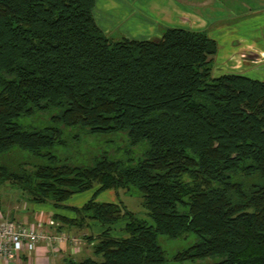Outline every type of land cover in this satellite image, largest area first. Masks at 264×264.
Wrapping results in <instances>:
<instances>
[{"label":"trees","instance_id":"16d2710c","mask_svg":"<svg viewBox=\"0 0 264 264\" xmlns=\"http://www.w3.org/2000/svg\"><path fill=\"white\" fill-rule=\"evenodd\" d=\"M94 3L0 0V183L71 211H51L57 229L99 224L91 240L98 258L66 256V264H168L157 234L189 232L194 240L173 259L264 264V80L235 71L210 77L217 41L205 28L165 25L154 39L113 38L95 22ZM50 109L38 127L16 120ZM75 126L124 131L126 155L60 161L51 148ZM12 148L43 160L27 169L2 157ZM130 186L152 223L95 199ZM90 188L80 205L62 203Z\"/></svg>","mask_w":264,"mask_h":264},{"label":"rangeland","instance_id":"374dc122","mask_svg":"<svg viewBox=\"0 0 264 264\" xmlns=\"http://www.w3.org/2000/svg\"><path fill=\"white\" fill-rule=\"evenodd\" d=\"M130 3H135L136 0H127ZM242 0H234L233 4L231 3V7H233L235 10L234 12H241V8L243 6H240ZM229 2V1H227ZM221 1L220 9L222 11H225L229 3ZM246 2H249V0H246ZM225 4V5H224ZM219 17L217 21H214V26L220 25L221 23H228L225 25V27H228L229 29L232 28V26L235 28L233 29V33L230 31H227L226 35L227 37H230V42H234V37L232 35H235L236 30L242 29L243 25H240V22H245L247 19H243L242 17L239 19L237 16L234 17H225V15L220 11ZM225 9V10H224ZM201 12L203 9H200ZM243 10V9H242ZM119 12V11H118ZM117 12V13H118ZM116 13V10L114 11ZM264 14L263 12H261ZM107 25H111L112 22L106 21ZM114 22V21H113ZM129 19H125L124 22L121 23L120 29H123L122 27H125L128 25ZM127 23V24H126ZM184 24V22H182ZM197 23V21H196ZM119 27V25H116ZM164 23H157L156 27L158 29V32L154 33H144V35L135 34V37L138 38H157L161 30L164 28ZM115 30H118L115 28ZM240 31V30H239ZM214 34V33H213ZM113 38H117L115 35L112 36ZM220 38V37H219ZM221 39V38H220ZM219 41V50L216 51L214 55H211V69H210V77H214L218 74L228 72V71H235L239 72L251 77H256L261 80H264V52L262 55L253 56L249 55L252 54V52L249 51H241L239 50L240 47H243L244 45H237L233 48L225 47L226 43L225 39H221ZM249 43L250 40L244 41V43ZM252 43V42H251ZM54 109H50L47 111H35L34 113L30 115H20L16 118V120L25 127H38L43 125L47 122L48 114L52 112ZM78 131L77 138L73 136V133ZM65 138H64V144H55L51 148V151L58 157L60 161H66L72 164H79V165H85L89 164L92 157L104 153L110 157H124L126 154L124 153V149L128 146V140L126 133L124 131L119 130H113V131H107V132H98V133H85L82 130H77V127H72L71 129L65 130ZM143 149V144H135L134 146L130 147V153L133 155H138L141 153ZM2 157L7 158L9 160H12L14 162L18 161H24L25 167L27 169L31 168L33 164L41 162L43 159L38 158L36 156L31 155L25 150H16L11 149L9 152H6L2 154ZM4 192H7V194L11 195V198L17 197L19 199L20 204H22L23 207H25L26 200L23 199V197H20L23 192H21V189L16 186L14 183H10L9 181H4L0 183V193L5 194ZM16 194V195H15ZM92 194V188L81 191V192H74L71 195H69L66 199L62 201L64 204H74V205H80L83 201H85L87 198H89ZM96 200L100 201H114L121 203L126 209L132 211L137 217L143 219L145 222L152 223V220L146 213V208H144L141 205V195L140 192L130 186L129 188H110L99 191L95 195ZM46 204H50V201L44 202ZM18 205V204H17ZM59 212H68L62 207L56 208ZM52 217V216H51ZM53 218V217H52ZM54 219V218H53ZM89 227H75L71 228L72 233L74 235L80 236L83 243L87 244L83 247L81 253H78L76 255V258L81 259L83 258V255H89L91 257L98 258V256H95L92 253L91 245L88 244L91 240H95L96 233L100 229L99 224L96 221H93L91 219L88 220ZM122 225V222H117L114 224L113 233L116 235H121L122 232L120 230V226ZM70 230V231H71ZM91 235V238H86L87 235ZM194 240V234L192 232H189L185 234L184 236H178V237H168L165 234H157V243L160 245V247L163 250L166 263L168 264H207L211 263L213 261L218 260L220 257L217 255H209V256H203L199 258H195L192 260H175L173 259V254L176 250L186 247L188 244H190ZM75 258V259H76Z\"/></svg>","mask_w":264,"mask_h":264},{"label":"crops","instance_id":"0c3cea01","mask_svg":"<svg viewBox=\"0 0 264 264\" xmlns=\"http://www.w3.org/2000/svg\"><path fill=\"white\" fill-rule=\"evenodd\" d=\"M221 1H229L225 11L220 9V5H223L220 4ZM233 2L234 0H136L135 3H130L127 0H95L93 17L95 22L111 37L115 35L116 37L138 38L134 36L136 33L140 35L159 33L156 24L161 22L165 25L205 28L207 33L217 41V51L220 47L218 40L221 38L225 39L226 43L229 41L225 47L233 48L237 45H244L239 50L252 52L249 55L253 56L262 55L264 52V14L261 12L264 13V0H249V2L242 0L240 6L242 5L243 8L238 13L234 12L235 9L230 5ZM200 9L205 12H201ZM219 9L225 17L237 16L239 19L241 17L247 19L245 22H240V25H243L242 29L236 30L235 35H232L234 37L233 43L230 42V37L226 35L227 31L230 30L233 33V29H235L233 26L231 29L225 27L228 23L217 25L221 27L214 26V21H217L219 17V13H217ZM115 10L116 13H114ZM127 18L129 19L128 25L120 29L121 23ZM106 21L112 22V24L107 25L105 24ZM247 39L250 42L244 43ZM4 193H0V216L7 217L16 223L33 220L35 216H50L51 211H57L51 204L30 201L21 195L19 196L20 199L23 197L27 203L23 207L17 197L13 199L7 192ZM67 211L61 213L70 215L71 211ZM54 220L58 221L57 219ZM58 222L60 224V221ZM61 230L71 233L73 231L66 225H62ZM82 243L75 245L72 249L68 243L60 244L53 249L45 248L41 243H38L33 251L21 254L9 264H66V256L76 258L79 252L82 255L81 251L87 245H82ZM88 244L91 245L92 242L90 241ZM83 257L85 256L83 255Z\"/></svg>","mask_w":264,"mask_h":264},{"label":"built area","instance_id":"2783aa9c","mask_svg":"<svg viewBox=\"0 0 264 264\" xmlns=\"http://www.w3.org/2000/svg\"><path fill=\"white\" fill-rule=\"evenodd\" d=\"M57 225L59 222L51 215L35 216L33 220L21 223L0 216V264H9L21 254L33 251L38 243L49 249L67 243L72 249L82 243L80 236L57 229Z\"/></svg>","mask_w":264,"mask_h":264}]
</instances>
